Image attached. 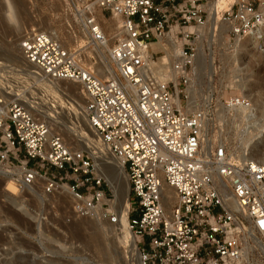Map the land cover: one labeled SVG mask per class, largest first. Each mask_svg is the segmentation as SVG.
Wrapping results in <instances>:
<instances>
[{"label":"built area","instance_id":"built-area-1","mask_svg":"<svg viewBox=\"0 0 264 264\" xmlns=\"http://www.w3.org/2000/svg\"><path fill=\"white\" fill-rule=\"evenodd\" d=\"M64 1L73 24L68 31H76L83 44L64 46L32 28L19 49L46 79L79 86L89 125L128 179L127 228L137 240L139 264H249L245 243L256 250L249 234L264 246V162H241L224 141L204 142L210 108L185 113L174 102L176 88L180 99H188L197 42L214 0ZM97 11L120 20L121 38L111 39ZM218 19L229 39L257 33L264 28V0H235ZM159 42L161 49L154 51L152 44ZM165 53L173 74L167 80L156 71ZM247 103L231 100L233 106ZM3 166L20 170V188L37 186L53 195L66 185L77 219L118 222L93 159L70 149L45 122L0 92Z\"/></svg>","mask_w":264,"mask_h":264},{"label":"rangeland","instance_id":"rangeland-1","mask_svg":"<svg viewBox=\"0 0 264 264\" xmlns=\"http://www.w3.org/2000/svg\"><path fill=\"white\" fill-rule=\"evenodd\" d=\"M8 2L14 13L10 19L5 17L4 22L0 18V70H3L0 71V79L3 82L0 84V89L4 86L6 92L13 94L9 95L12 98L9 96L8 98L15 100L16 97L14 95L17 93L28 96L30 106L33 104L43 109L42 113L47 112V115H39L40 117L42 116L40 118L37 117V112L30 110V113L37 120L40 119V121L48 125H54L52 116L58 117L57 130L65 133V138L64 136L61 137L70 149L83 151L86 154L90 151L89 153L92 152L94 154L92 148H89V151L86 150L89 146L87 147V144L85 145L83 142L85 141V143H90L91 145L98 144L99 137L95 138L94 134L93 137L92 133L91 137L90 132L83 125L84 122L77 120L73 116L76 109L77 111L83 110L81 107L83 103L79 98V94L77 95L79 90L75 89L76 91H74L80 105L68 97L69 95L54 83L55 86L50 83L47 85L45 82H39L41 78H38V81L33 78L31 72H29V75H25V73L20 74L14 71L15 68L20 67L16 60L19 57L18 44L23 30L26 31L33 28L43 31L50 28L56 31L58 37L72 48L83 44V38L76 31V35L68 31V25L71 24L73 27V24L69 15L66 14L65 1L0 0V14L5 12L3 7L9 9ZM99 15L107 19L106 21L109 25H107L106 30H108V26L113 25L115 16L111 17L110 14L101 13V11ZM16 22L21 25L22 29L14 28V23ZM38 23L39 25H36ZM207 24L204 27L206 37L208 33ZM68 36L74 40L72 43L68 42ZM260 42L255 49L249 48L248 51L240 52L236 49L238 41L229 39L227 32H225L224 47L212 45L210 47L211 54L207 46L205 47V52L212 57V68L214 71L211 81V100L208 106L204 104L203 99L209 94L207 83L204 79L206 85V87H203L204 95L198 97L196 101L199 104V108H210V117L205 122L208 139L224 141L229 153L232 155L235 154L238 143L237 139L233 137V133H231V128L234 118L237 117L240 109H226L225 120L220 124L215 119L217 103H229L233 97H242L241 89L235 87L239 79L237 75L247 76L248 83L254 87H252V92L257 91L258 88V90L264 92V54L257 52L259 50L256 49L260 46V50L264 51V41ZM5 51L11 54L10 57H7ZM9 60L14 62L11 63ZM4 88L1 90H5ZM187 101L181 98V106L184 112L188 109ZM73 104H76L79 110ZM31 108L35 107L32 106ZM68 108L69 110L71 109L70 111L68 110L69 113L71 112L73 115L67 113ZM83 129L86 130L88 137ZM88 139L91 142L94 140V142L91 143ZM73 140L82 142L84 146L81 143L82 146L76 148ZM15 169L18 168L0 167V264H134V261L129 260L128 253L126 254L119 243V237H117L119 232L116 224L113 226L107 220L99 217L80 219L73 217L70 213V197L62 198L59 195L57 196L56 192L53 195H44L37 186L18 187L16 176H20L17 173H13ZM103 174L109 177L111 172L104 167ZM104 176H102L105 181L104 187L112 195L113 201V185L108 183ZM109 225H111V228ZM249 260L252 264H264V255L256 247V250H252L250 253Z\"/></svg>","mask_w":264,"mask_h":264},{"label":"bare ground","instance_id":"bare-ground-1","mask_svg":"<svg viewBox=\"0 0 264 264\" xmlns=\"http://www.w3.org/2000/svg\"><path fill=\"white\" fill-rule=\"evenodd\" d=\"M234 1L235 0H214L209 5L210 13L207 17L208 33H207V37H206V34L204 33V28H202L200 31L201 36L199 38V41L197 42V55H196L194 71H193L194 77H193L190 85L186 89V92L188 93V99H187L188 100L187 101L188 109H187V111H185V113H190V112H193V111L199 109V104L197 103L196 99L198 97H202L204 95L203 94V90H204L203 87H206L204 79L206 80L209 94H207V96H205V99H203V100H204V102H205L204 104L206 106H208L210 104L209 102L211 100V90H212L211 81H212V74L214 72L213 68H212V57L210 55L211 54L210 47L212 45H221L224 47L226 29H224L225 26H223L222 24L219 23V19H218L219 12L224 11L226 9H229V7L233 4ZM7 4H9V2ZM3 10H5V12L3 14L2 13L0 14V18L4 22V18L7 17L10 19L13 16L14 12H13L10 4H9V9H6L3 7ZM99 12L100 11L97 12L98 20L102 24L106 25V27H107V25H109L108 22L106 21L107 19H105V17H103L102 15H99ZM36 25H39V23ZM119 27H120V20L117 17H114L113 25L108 26V30H106L108 35L112 36L111 39H118V38L122 37V32L119 31ZM14 28L20 29L21 25H19V23L16 22V23H14ZM42 29H43V27H42ZM24 31L25 30L22 31L21 35L24 34ZM42 32L51 33L53 36L58 38L63 43L64 46H66V43H64L65 41L61 40V38L58 37L56 31H54L53 29L47 28V29L43 30ZM205 37H206V39H205ZM73 41L74 40H72L68 36V42L72 43ZM236 41H238V45H236L237 51L243 52V51H248L249 48L255 49V47L258 45V43L260 41H264V28L259 29L257 33H251V34H249L243 38L237 39ZM206 46L210 52L209 55L205 52ZM107 48H110L109 43L107 44ZM152 49L154 51L161 49V43L159 42L156 44H152ZM256 49L259 50L257 52H262L264 54V51L260 50V46ZM85 52L88 55L91 54V52L89 50H85ZM17 53H18V51H17ZM6 54H7V57H10V55H11L8 52H6ZM3 55H5V54H3ZM16 61L20 67L18 66L19 68H15V70L13 69L14 71H17L20 74L25 73V75L26 74L29 75V72H31L32 74L31 73L30 74L36 80L38 78H41V80H39V82H45V83H47V85L50 83L52 86L54 84L57 85L58 88H61L63 91H65L69 95L68 97L75 100L80 105V103L78 101V97L76 96V92H75L76 91L75 89H77V90H79V92H77V95L79 94V98L81 99V102L84 104L83 96H82V94L80 92V88L77 84H74L70 81H53V80L46 79L40 73H38L33 67H31L30 65H28L26 63V61L23 59V57L21 55L20 49H19V57H17ZM9 62L13 63L14 61L9 60ZM103 62H104V64L107 63L105 58H103ZM170 62H171V59H170V56L168 53L161 55L156 62V67H157L156 71L158 72V75H160L165 80H167L168 78L173 76V74L170 70ZM0 65H1V63H0ZM0 71H3V70H0ZM108 72L110 74L112 73V70L109 69V67H108ZM15 74L17 75V73H15ZM237 76H239L238 77L239 79L237 80L236 85L235 84L234 85L236 88L241 89L243 99H245L248 102L247 105L233 106L231 104L232 99L229 101V103L218 102L217 103L218 107H217V110L215 112V116H216L215 119L220 124H222L221 122H224L225 117H226L225 116V112H227L226 109H228V110L230 108H234V109L236 108L235 110H237V108L240 109L238 111L237 117L234 118L235 120L233 121V126L231 128V133H233V137H235L237 139V143H238V146L236 148V152L234 155L241 162L251 161V162L262 163V162H264V92L262 90H258L259 88L257 89V91L252 92L254 87L248 83V81L246 79L247 76L246 77L243 75H241L242 77L240 75H237ZM2 83L3 82L0 79V84H2ZM3 88H4V86L1 89H3ZM1 89H0V92L6 98H8L9 95H13V94L6 92L5 88H4L5 90H3V91ZM19 91H21V90H19ZM14 96L16 97V100L21 105H23L29 113H30V110H33V111L38 113L37 117H40L39 115H41V114L47 115V112L42 113L43 109H40L39 107H36L33 104H32V106L35 108L32 109L31 108L32 106L29 105L30 99L27 98L28 96L26 97L25 95L19 94V93L15 94ZM9 97H11V96H9ZM15 97H13V98H15ZM216 101H218V100H216ZM174 102L177 105V107L180 109V111L184 112L182 110L181 99L179 97V89L178 88H176L174 90ZM71 105H72V103H71ZM74 106L76 107V104ZM64 107H65V105H64ZM81 107L83 108L82 104H81ZM71 108H72V106H71ZM76 108H78V106ZM68 110H69V108L67 109V113H69V111L71 109L69 111ZM78 110H79V108H78ZM80 110L77 111V109H76V112H74V115L71 114V112L69 114L75 116L77 118V120H82L84 122L83 125H85V129L90 132L89 134L91 137L94 134L95 138H98L95 130L92 129L91 126L89 125V122H88L86 115L84 114L83 110H81V112H80ZM53 116H52V118H53L52 123L54 125H48L47 123L46 124L49 126L51 132L58 133L60 136H64V138H65V133H63V131H61V130H57L58 127H56V124H58V121H57L58 117L56 118ZM39 121H40V119H39ZM48 123H51V122H48ZM86 130H84L85 133H86ZM91 133H92V135H91ZM94 135H93V137H94ZM86 136L88 137L87 133H86ZM203 136H204V142L209 143L210 140L207 137L205 125H204ZM69 141H70V139H69ZM73 141H71V142L73 143ZM88 141L91 142V140H89V139H88ZM93 142H94V140L91 143H93ZM98 142H99L98 144L96 143L94 145L93 144L91 145L90 143H85V141L83 143L85 145L87 144V147L89 146L88 149H86V150L89 151V148L93 149V151H94L93 153L95 155L92 154V152L89 153L90 151L88 152V154L93 159L94 164H95L99 174L104 176V174H103V168L104 167L107 168L111 172V175L109 177H106V176H104V177L108 183L113 185V188H114V200L112 202H110L109 205L114 210V212L117 213V215H118V222L116 224V228H117V231L119 232V235H117V237H119L118 238L120 241L119 243L124 248L126 254L128 253V256L131 258V259L129 258V260L134 261L133 262L134 264H139L137 240L128 231V228H127V210H128V206H129L128 205V189H129L128 179L126 177L125 171H124L121 163L112 156V154L108 151V149L101 142L100 139ZM81 143H80V141L78 142L75 140L73 144H75V146L77 148L78 146H82L83 143L82 144ZM84 144H83V146H84ZM74 150H76V149H74ZM13 173H15V174L17 173L20 176V170L19 169H15L13 171ZM55 192H56L55 194H57V196L59 195L62 198L70 197V194L68 193L66 185H61V186L57 187ZM109 226L111 228V225H109ZM112 229H113V227H112ZM112 229H110V230H112ZM113 230H112V232H113ZM114 232H115V230H114ZM249 236H250L251 241H253V243H255L256 247L264 255V246L261 244V241L255 235H253L251 233L249 234ZM252 250H253V247L250 244L245 243L243 257H244V260L249 264H251L249 261V255L252 252Z\"/></svg>","mask_w":264,"mask_h":264}]
</instances>
